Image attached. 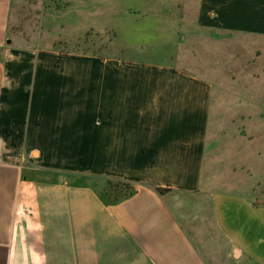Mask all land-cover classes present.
<instances>
[{
	"label": "crops",
	"instance_id": "obj_1",
	"mask_svg": "<svg viewBox=\"0 0 264 264\" xmlns=\"http://www.w3.org/2000/svg\"><path fill=\"white\" fill-rule=\"evenodd\" d=\"M48 5L0 0V264H264V0L130 22L105 56L36 43Z\"/></svg>",
	"mask_w": 264,
	"mask_h": 264
},
{
	"label": "rangeland",
	"instance_id": "obj_2",
	"mask_svg": "<svg viewBox=\"0 0 264 264\" xmlns=\"http://www.w3.org/2000/svg\"><path fill=\"white\" fill-rule=\"evenodd\" d=\"M53 1V2H51ZM201 0H49L38 16L35 42L61 51L126 55L136 39L130 35V22L182 19L194 20ZM35 19H36V13ZM174 29V28H168ZM184 34L188 28H182ZM242 39V40H240ZM240 52L253 53L252 39L242 37ZM236 40L226 44V61L236 52ZM138 46V45H137ZM135 55V49H133ZM130 53V52H128ZM264 62V54L262 58ZM258 91H260L258 89ZM258 104L262 99L258 96ZM264 98V97H263ZM229 264H242L233 261Z\"/></svg>",
	"mask_w": 264,
	"mask_h": 264
},
{
	"label": "trees",
	"instance_id": "obj_3",
	"mask_svg": "<svg viewBox=\"0 0 264 264\" xmlns=\"http://www.w3.org/2000/svg\"><path fill=\"white\" fill-rule=\"evenodd\" d=\"M156 189L161 193L167 191L163 188ZM134 192L135 188L131 182L120 178H109L101 197L106 203L115 204L131 196Z\"/></svg>",
	"mask_w": 264,
	"mask_h": 264
}]
</instances>
